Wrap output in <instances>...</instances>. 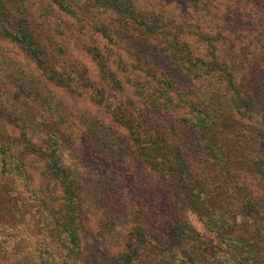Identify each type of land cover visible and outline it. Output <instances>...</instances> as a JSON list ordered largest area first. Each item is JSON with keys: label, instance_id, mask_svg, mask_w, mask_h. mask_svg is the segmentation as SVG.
<instances>
[{"label": "trees", "instance_id": "obj_1", "mask_svg": "<svg viewBox=\"0 0 264 264\" xmlns=\"http://www.w3.org/2000/svg\"><path fill=\"white\" fill-rule=\"evenodd\" d=\"M191 1L190 25L178 23L170 33L164 18L154 16L152 8L145 12L138 0H37L35 8L26 0H0V41L15 46L31 61L43 84L75 92L74 77L80 78L81 73L69 70L65 60L68 40L82 38L79 32L84 27L106 44L80 40L78 45L81 53L89 55L99 83L124 92L125 82L116 74L126 66L115 50L121 37L128 69L148 83L139 87L143 104L127 98L112 108L106 104L108 95L103 96L100 88L91 89L92 102L125 130L127 145L116 143L114 151L105 135L109 128L101 121L95 122L96 132L84 130L87 139L113 156L115 152L129 155L164 191L159 211L142 207L135 212L128 205L132 217L116 252L117 264H264V103L259 105L243 84L244 71H239L246 64L252 66L245 56L253 52L264 67V0H255V8L254 0H226L220 11L217 0ZM91 11L95 12L89 16ZM80 17L87 20L85 25ZM231 18H239L236 28L226 23ZM243 21L245 26L240 24ZM239 31L246 33L248 41L237 56L232 49ZM107 45L115 51L110 52ZM111 55L115 63L108 61ZM199 82L206 85L207 97L198 94L205 89L200 90ZM31 84L28 80L16 86L21 97H15V103L23 97L31 105L35 96H22L23 88ZM157 89L175 98L182 108L180 118L158 109ZM30 113H20L12 122L15 134L9 131L1 138L4 142L0 140V180L18 177L30 193L33 179L23 166V154L40 158L51 187L49 196L34 192L29 196L33 207L26 208L35 235L29 251L20 248L26 237L14 236L5 242L9 218L18 217L21 209L3 191L6 202L16 210L10 216L9 210H0V242L6 243L0 244V264H79L83 185L62 164V135L45 111L39 112L42 121L33 118L42 130L32 141L21 123L32 121ZM245 176L255 178L254 187L243 181ZM102 195L109 209L117 210L115 217H109L118 218L123 202ZM188 213L213 234L215 243L194 231Z\"/></svg>", "mask_w": 264, "mask_h": 264}, {"label": "rangeland", "instance_id": "obj_2", "mask_svg": "<svg viewBox=\"0 0 264 264\" xmlns=\"http://www.w3.org/2000/svg\"><path fill=\"white\" fill-rule=\"evenodd\" d=\"M26 1L34 4L33 7L35 8L37 0ZM225 1L217 0L216 4L219 3V11L224 6ZM191 3V0H144V2L138 0L139 7L145 12L152 8L150 11L153 12L154 16L159 17L160 15L164 18L166 31L170 33L176 30L178 23L190 25L191 19L189 21L188 17L192 15L188 11L192 5ZM253 3L255 4L256 1L254 0ZM195 7H198V5H195ZM255 7L256 4L253 8ZM246 9L247 12L250 11L248 6ZM38 12L42 13V10ZM94 12L91 11L87 14L90 16ZM80 18L83 20L82 24L85 25L87 20L83 17ZM100 18H105V15L101 14ZM238 19L231 18L226 23L230 27L236 28ZM72 20L69 21L73 22ZM36 21L39 22L40 20ZM240 24L245 26L244 21L240 22ZM182 31L189 32L186 29ZM79 33L83 37L76 38L77 43L72 41L71 38L68 40L69 48L67 49V58L65 60L66 67H69V70L74 69L81 73L80 78L74 77V82L76 83L74 93L53 88L37 80L39 78L36 76L37 72L31 61L15 46L0 41V140L4 142V139L2 140L1 138L9 135V131H12L11 135H14V130H12L14 123L12 122L15 121L16 117L20 116V113L30 110L31 113L27 115H30L29 118L32 121L24 120L21 123H24V127L30 132L32 141H36L42 130V126L38 124V121L41 120L39 112L45 111V114L51 118L50 121H53L57 125L62 135V143L59 147L62 164L68 167L70 171H74L80 177V183L83 185L81 195V227L79 232L81 246L79 264H117L116 252L132 217L128 205L135 212H139L142 207V209L151 207L152 210L157 209L159 211L164 191L159 181L150 174L146 175L143 166L133 161L129 155L122 152L117 154L115 152V156H113L109 152H106V150L98 147L97 144H94L91 139H87L88 135L85 134L84 130L89 129L96 132L95 122L101 121L105 128H109V131L105 135L108 136V143L114 151H116V143L122 147L123 145H127L125 130L123 127L112 123L109 113L92 102L91 89L100 88L103 96L108 95V99H104L106 100V104L108 103L112 108L113 105L123 103L127 98L136 103L143 104L145 99L140 94L139 87L140 84L146 86L148 83L144 77H140L139 74L137 75L134 72L131 73L130 69H128L130 63L128 56H124L125 52H123L120 46L123 37L115 42L117 44L116 49L112 45L107 46L110 52L118 48L120 56L123 57L122 64L125 63L127 66L124 67L123 72H116L119 79H121V83L125 82L124 92L120 94L116 93L113 90H109L103 83H99L95 78L94 66L89 55L81 53L78 45L81 41L89 45L95 44L101 46L106 44L101 39L92 36L86 27ZM235 35L236 43L235 48L232 50L238 56V54H243L245 50L243 48H245L248 39H245L246 33L242 31L236 32ZM254 55L255 52L245 56L248 61H252V66L246 64L239 71H244L242 77L243 84L255 94L259 105H261L264 103V67L262 64H259ZM108 61L115 63L117 60L111 55L108 57ZM253 64L258 65L253 67ZM112 67L114 69V65ZM252 69L253 71H251ZM139 78L141 80H138ZM28 80L32 84L29 88H23L22 96H30L29 99H33L35 96L34 101L31 103L32 106L23 97L19 98V102L15 103L14 98L17 96L21 97L16 86L20 83L28 82ZM199 86L200 90L202 87H205V89L200 92L198 91V94L203 95L202 97H207V94H204L206 92V85L199 82ZM154 97L158 102H161L158 105L159 110L163 112L167 111L169 116L175 119L181 117L182 108L168 91L157 89L155 90ZM34 117L39 120H34ZM248 124H251V126L255 125L254 122ZM36 145L38 144L36 143ZM20 149L21 147H19ZM21 159L26 172L33 179V186H28L30 193H26L21 185L20 178L14 177L13 179L0 180V201L5 206H1L0 210L2 213L9 210V216L11 210H16L11 203L6 202V198L3 195V191L6 190L5 193L10 194L9 199L13 197V202L17 203V206L21 209V213H17L18 217L9 218L11 222L8 223L9 233L5 242H8L10 239L13 241L14 236L15 238L26 237L20 248L29 251V245L34 239L32 236H35L32 235L33 231H30L32 219L28 217L29 213L27 211L29 210L26 208L27 205L33 207L29 201V196L33 194L32 192L38 196H49L51 183H49L50 181L42 172L40 158L22 154ZM243 181L250 187H254L251 185L255 183L254 177L245 176ZM103 192L105 196H116V198L123 202L124 210L120 211L121 215L118 218L109 217V214H114L115 217L117 210L111 211L106 200L100 198V196H103ZM2 209L5 210L3 211ZM124 215L127 217L125 222L120 220ZM187 220L201 238L215 243L216 239L213 234L192 213L187 214ZM30 232L31 235H29ZM0 244L6 245L3 242H0Z\"/></svg>", "mask_w": 264, "mask_h": 264}]
</instances>
